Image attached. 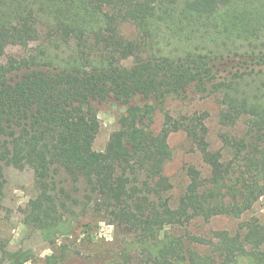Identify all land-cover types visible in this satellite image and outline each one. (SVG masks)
Wrapping results in <instances>:
<instances>
[{
    "label": "trees",
    "instance_id": "trees-1",
    "mask_svg": "<svg viewBox=\"0 0 264 264\" xmlns=\"http://www.w3.org/2000/svg\"><path fill=\"white\" fill-rule=\"evenodd\" d=\"M123 23L134 38L121 34ZM29 43V54L0 63V194L5 166L32 171L27 227L52 244L87 214L84 234L107 220L125 236L91 264H264L257 217L234 238L213 233L217 243L174 235L195 219H241L264 197V0H0V62L8 46ZM188 94L214 98L228 129L219 149H209L206 113L164 112L154 131L156 111ZM108 101L124 111L95 151L96 105ZM177 132L208 173L187 165L171 205L164 166ZM78 183L77 198L67 187ZM5 246L0 264L31 259ZM66 258L46 264H88Z\"/></svg>",
    "mask_w": 264,
    "mask_h": 264
},
{
    "label": "rangeland",
    "instance_id": "rangeland-1",
    "mask_svg": "<svg viewBox=\"0 0 264 264\" xmlns=\"http://www.w3.org/2000/svg\"><path fill=\"white\" fill-rule=\"evenodd\" d=\"M121 34L132 39L135 36L134 27L130 23H123L120 26ZM35 44L8 46L5 49L1 64H5L10 57L22 58L29 54ZM98 118V131L93 142L95 151H103L108 141L109 135L118 129L117 120L123 113V108L111 101L96 105ZM177 117L179 115L206 113L205 125L207 127V142L209 149L215 151L220 148L219 135L227 131V128L220 126L218 122V107L213 97L199 98L193 94H188L184 99L167 100L161 110H157L154 116V131L157 132L163 122V113ZM236 133L241 131V127L234 129ZM168 145L171 150V158L164 166V174L172 184V190L167 193L170 204L174 205L178 196L182 193L187 184V177L184 169L187 165H193L199 169L203 176H207V167L202 163L199 155L192 149L189 142L181 132L173 133L168 138ZM2 190L0 194V242L5 243V249L10 252L17 250L28 251L31 259L24 264H46V258L56 254L61 255L65 252L66 261L74 259L76 262L83 263L88 260H98L97 256L107 251L115 252L120 240L125 236L123 231L117 229L107 220L93 221L92 229L87 234L82 233L83 223L91 220L90 214L80 218L78 225L74 224L72 230L64 235H60L52 244L45 242L37 230L27 227L24 222V211L27 202L36 195L33 185V173L25 168L22 171L10 166L3 169ZM78 191L72 186L67 189L75 197H81L83 186L76 185ZM257 217L264 224V197H262L250 211L241 219H230L228 217H214L208 221L195 219L186 226L178 229L175 236L189 233L200 237L206 241L217 243L218 238L213 235L215 232H227L228 236L234 235L244 219ZM67 231V230H65ZM217 238V239H216ZM198 254H203L206 245L193 246ZM86 259V260H85ZM3 264H9L3 262ZM86 264V263H85Z\"/></svg>",
    "mask_w": 264,
    "mask_h": 264
}]
</instances>
